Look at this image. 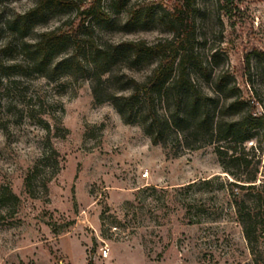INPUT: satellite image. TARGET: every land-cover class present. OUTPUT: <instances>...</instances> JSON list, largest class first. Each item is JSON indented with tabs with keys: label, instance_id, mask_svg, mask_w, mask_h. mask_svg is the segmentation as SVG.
I'll return each mask as SVG.
<instances>
[{
	"label": "rangeland",
	"instance_id": "rangeland-1",
	"mask_svg": "<svg viewBox=\"0 0 264 264\" xmlns=\"http://www.w3.org/2000/svg\"><path fill=\"white\" fill-rule=\"evenodd\" d=\"M36 3H0V194L9 187L17 196L0 199V264H264V244L250 252L227 190L218 181L203 184L213 176L231 180L215 145L177 135L167 148L155 145L111 102L95 103L87 76L49 79L24 70L22 42L76 16L49 13L26 38L4 26ZM174 3L104 0L108 18L90 19L96 39L172 38L161 17ZM196 6L194 50L202 68L190 70L192 79L218 108L238 99L261 115L264 0H196ZM134 11L143 17L131 22ZM154 62H121L114 75L141 80ZM252 140L264 152L262 131ZM261 165L259 179L264 156ZM30 173L36 178L27 188Z\"/></svg>",
	"mask_w": 264,
	"mask_h": 264
},
{
	"label": "trees",
	"instance_id": "trees-1",
	"mask_svg": "<svg viewBox=\"0 0 264 264\" xmlns=\"http://www.w3.org/2000/svg\"><path fill=\"white\" fill-rule=\"evenodd\" d=\"M103 1L91 0L81 6L77 0H37L29 11L17 13L13 20L4 23L26 38L49 13L76 12L72 20L22 42L24 70L49 79L87 76L95 103L111 102L125 123H138L155 145L167 148L170 140L176 142V135L215 145L222 170L231 180L213 176L202 180L203 184L218 181V189L227 190L248 248L255 255L259 245L264 244V177L259 179L264 152L252 139L260 131L264 135V110L257 116L254 103L245 109V102L238 99L218 108L213 105V97L192 79L190 70L202 68L194 50L196 0H175L173 9L161 17L172 38L118 44H102L96 39L91 20L108 18ZM123 2L119 0L121 5ZM142 17L140 11H134L130 21ZM152 61L154 66L141 80L127 73L114 75L113 67L118 63L139 66ZM2 77L0 74V83ZM223 82L221 79L220 84ZM38 167L34 170L38 171ZM35 178L29 174L25 180L27 188ZM6 190L0 199L17 200L9 187Z\"/></svg>",
	"mask_w": 264,
	"mask_h": 264
},
{
	"label": "built area",
	"instance_id": "built-area-1",
	"mask_svg": "<svg viewBox=\"0 0 264 264\" xmlns=\"http://www.w3.org/2000/svg\"><path fill=\"white\" fill-rule=\"evenodd\" d=\"M249 143L251 144V142H249ZM147 174H148V173L145 172V175H147ZM108 253H109V248H108V247L103 248V250H102V254H103V256H107Z\"/></svg>",
	"mask_w": 264,
	"mask_h": 264
}]
</instances>
